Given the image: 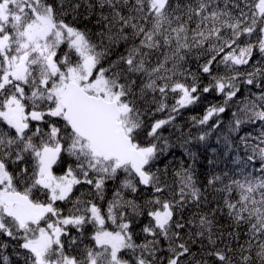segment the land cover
I'll return each mask as SVG.
<instances>
[{
	"label": "snow or ice",
	"instance_id": "6c2138e0",
	"mask_svg": "<svg viewBox=\"0 0 264 264\" xmlns=\"http://www.w3.org/2000/svg\"><path fill=\"white\" fill-rule=\"evenodd\" d=\"M0 264H264V0H0Z\"/></svg>",
	"mask_w": 264,
	"mask_h": 264
},
{
	"label": "trees",
	"instance_id": "16d2710c",
	"mask_svg": "<svg viewBox=\"0 0 264 264\" xmlns=\"http://www.w3.org/2000/svg\"><path fill=\"white\" fill-rule=\"evenodd\" d=\"M222 98L221 97H215L209 96L207 100H205L203 103L194 106L191 109L185 110L182 113V116L178 118L177 123L185 124L189 123L188 118L193 115H202L203 114V109L206 106L208 102L212 103H218ZM235 109L233 108L231 111H234ZM231 111L226 112L223 114L222 119L225 121H228L231 119ZM251 129H242L241 134H243L246 131H250ZM167 134V133H166ZM255 135V132L253 133ZM209 146L210 147H216V140L215 139H210L209 140ZM190 148L192 151L196 152L198 155V161L196 163V168L198 172H206V173H212L215 172L216 174H220L221 172L223 173H228L229 169L235 164L238 163V157H233V159L229 160L227 157V154L224 156H219L217 154H214L210 151L208 147H205L204 145H190ZM176 153L179 155L182 153V149H176ZM212 160L215 163V168H212L208 161ZM167 163V161H165ZM58 174H61L60 170H57ZM203 179V177H201ZM83 190V189H81ZM78 194V193H77ZM62 207H65V205H61Z\"/></svg>",
	"mask_w": 264,
	"mask_h": 264
}]
</instances>
